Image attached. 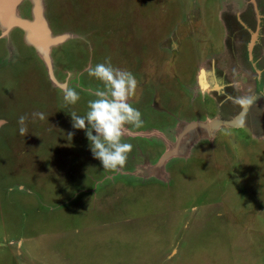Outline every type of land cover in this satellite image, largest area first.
<instances>
[{"label": "rangeland", "instance_id": "1", "mask_svg": "<svg viewBox=\"0 0 264 264\" xmlns=\"http://www.w3.org/2000/svg\"><path fill=\"white\" fill-rule=\"evenodd\" d=\"M41 1L53 35H70L51 49L56 82L24 32L0 26V264H264V0ZM108 58L135 75L144 121L125 127L119 171L69 113H86L103 87L88 69ZM236 96L263 99L239 125L187 131L237 120Z\"/></svg>", "mask_w": 264, "mask_h": 264}, {"label": "clouds", "instance_id": "2", "mask_svg": "<svg viewBox=\"0 0 264 264\" xmlns=\"http://www.w3.org/2000/svg\"><path fill=\"white\" fill-rule=\"evenodd\" d=\"M1 38H4L2 34ZM88 74L99 80L103 87L89 90L94 99L87 102L84 115L69 112L72 126L84 130L93 157L100 161L104 169L119 171L125 166L133 148L132 144L123 140L125 127L132 125L139 128L144 123L141 111L129 103L136 93L138 82L131 71L114 66L110 58L89 68ZM63 99L66 104L75 105L80 100V93L69 88L63 92ZM232 100L242 108H249L255 102L252 96H236ZM31 116L33 119H48L43 112H33ZM27 120V115L18 117L20 135L27 132ZM67 136L71 141L73 133Z\"/></svg>", "mask_w": 264, "mask_h": 264}, {"label": "water", "instance_id": "3", "mask_svg": "<svg viewBox=\"0 0 264 264\" xmlns=\"http://www.w3.org/2000/svg\"><path fill=\"white\" fill-rule=\"evenodd\" d=\"M33 6L31 9V16L23 17L20 12H18V6L22 2V0H0V26L2 29V36H7L14 29L19 28L24 31L26 42L34 47L36 51L41 55L45 64L48 67L50 76L54 81L53 77V67H52V59H51V49L59 44L65 42L70 35H53L52 29L45 14V9L41 0H32ZM3 16V17H2ZM56 82V81H54ZM247 112V108L243 110L237 120L230 122H222V121H213L212 123H194L188 126L187 131L189 129L203 128L209 130L210 128L215 129L219 126H236L242 122L245 114ZM183 133H185L183 131ZM147 137L148 134H141V136ZM183 135V134H181ZM149 137V136H148ZM181 139L178 141L180 145ZM176 146L168 149L162 156V159L159 162V166H162L172 158L173 156H177L181 153V147Z\"/></svg>", "mask_w": 264, "mask_h": 264}, {"label": "flooded vegetation", "instance_id": "4", "mask_svg": "<svg viewBox=\"0 0 264 264\" xmlns=\"http://www.w3.org/2000/svg\"><path fill=\"white\" fill-rule=\"evenodd\" d=\"M252 44V41H249V42H247V49H248V51H249V46ZM250 52V51H249ZM263 54H264V51H263ZM248 58H249V60L251 61L252 60V57L251 56H248ZM259 81H256V85H255V90H256V92L258 93V94H260V88H259V83H258ZM263 97V96H262ZM262 97H260V99L258 100L257 98L254 100L255 102L258 100V101H260V100H262L263 98ZM250 108V107H249ZM251 109H253V106H251ZM258 120H255L253 123H252V130H254V129H256L257 127H259V126H257L258 125ZM148 138H150V137H148ZM163 138V137H162ZM164 138H166V137H164ZM164 138H163V140H164ZM158 139H161V138H158ZM166 143V142H165Z\"/></svg>", "mask_w": 264, "mask_h": 264}, {"label": "bare ground", "instance_id": "5", "mask_svg": "<svg viewBox=\"0 0 264 264\" xmlns=\"http://www.w3.org/2000/svg\"><path fill=\"white\" fill-rule=\"evenodd\" d=\"M2 17H3V16H2ZM202 74H203V75H202L203 85H204V87H207L204 72H202Z\"/></svg>", "mask_w": 264, "mask_h": 264}]
</instances>
